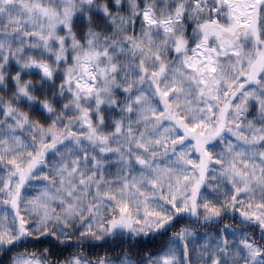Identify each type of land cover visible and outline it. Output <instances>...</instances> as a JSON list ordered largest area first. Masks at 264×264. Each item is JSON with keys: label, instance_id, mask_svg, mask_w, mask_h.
I'll return each instance as SVG.
<instances>
[{"label": "snow or ice", "instance_id": "6c2138e0", "mask_svg": "<svg viewBox=\"0 0 264 264\" xmlns=\"http://www.w3.org/2000/svg\"><path fill=\"white\" fill-rule=\"evenodd\" d=\"M0 264H264V0H0Z\"/></svg>", "mask_w": 264, "mask_h": 264}]
</instances>
